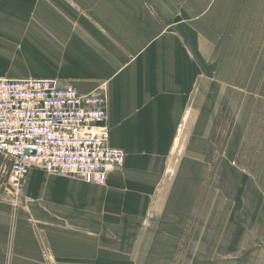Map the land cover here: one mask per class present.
<instances>
[{
	"label": "crops",
	"instance_id": "0c3cea01",
	"mask_svg": "<svg viewBox=\"0 0 264 264\" xmlns=\"http://www.w3.org/2000/svg\"><path fill=\"white\" fill-rule=\"evenodd\" d=\"M248 1L0 0V77L105 88L109 144L126 156L103 185L33 167L20 193L0 186V264H264V211L216 199L217 181L261 187L237 152L244 111L217 143L219 67ZM261 34L241 51L258 85Z\"/></svg>",
	"mask_w": 264,
	"mask_h": 264
},
{
	"label": "built area",
	"instance_id": "2783aa9c",
	"mask_svg": "<svg viewBox=\"0 0 264 264\" xmlns=\"http://www.w3.org/2000/svg\"><path fill=\"white\" fill-rule=\"evenodd\" d=\"M109 140L105 88L83 94L52 78L0 77L3 189L20 193L33 167L103 185L126 157Z\"/></svg>",
	"mask_w": 264,
	"mask_h": 264
},
{
	"label": "rangeland",
	"instance_id": "374dc122",
	"mask_svg": "<svg viewBox=\"0 0 264 264\" xmlns=\"http://www.w3.org/2000/svg\"><path fill=\"white\" fill-rule=\"evenodd\" d=\"M242 12L238 14L233 13V22L235 17L237 18L233 30V47L231 48V46H229L227 48L229 55H227L225 62L223 61V64L221 63V66L218 65L220 66V71L217 79L226 81L227 78L229 80L226 81L227 83L229 82L227 87L228 89L231 88V90H229V96L226 101L227 105L225 104L227 107H224V114L226 113L227 117L230 119V123L222 122L223 125H219L217 143L218 150L222 153L231 132L233 133L232 126L236 121V117L241 111H244L246 121L241 127L239 138V147L242 143V148L240 147L237 152L240 159L244 160L245 164L252 170L250 173L252 178L258 182L261 187H250L245 189L226 188L224 180L220 182L217 181L216 199H240L238 196H249V199H255L249 200V202L252 203L249 206L255 208V211H264V203L261 204V202L264 201V86H262L264 82L258 85L259 82H252V80L250 81L251 77L248 78V75L241 73V68H243L241 67L243 56L241 52L242 47L244 46V52L247 39L252 38L254 42H256L258 37H262L261 33L264 31V0H249L247 8ZM258 21H261L260 25H258ZM242 42H245L244 45ZM226 73L229 74L225 76ZM247 80L250 83H248ZM241 83L246 85L247 88L241 85ZM219 85L218 83V86ZM221 86V90L224 91L225 85ZM245 100L248 101L246 107L242 109ZM220 175L221 174L218 172V176ZM205 183L207 184V181H205ZM207 190L208 189H204V192H207ZM15 205L14 203V206ZM258 206H262L263 208L258 209ZM252 209L250 211H252ZM249 235L250 239H252L253 236H259V230L254 227L253 222L250 225ZM258 239V244L262 245L261 252L264 253V230L260 232V237Z\"/></svg>",
	"mask_w": 264,
	"mask_h": 264
},
{
	"label": "water",
	"instance_id": "95a60500",
	"mask_svg": "<svg viewBox=\"0 0 264 264\" xmlns=\"http://www.w3.org/2000/svg\"><path fill=\"white\" fill-rule=\"evenodd\" d=\"M9 187V186H8ZM10 188V187H9Z\"/></svg>",
	"mask_w": 264,
	"mask_h": 264
}]
</instances>
